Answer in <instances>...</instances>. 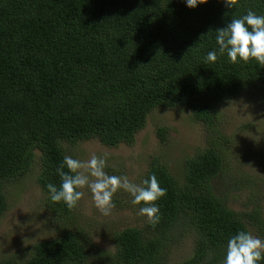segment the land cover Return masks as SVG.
<instances>
[{
    "label": "trees",
    "instance_id": "1",
    "mask_svg": "<svg viewBox=\"0 0 264 264\" xmlns=\"http://www.w3.org/2000/svg\"><path fill=\"white\" fill-rule=\"evenodd\" d=\"M249 9L264 15V0H238L233 9L219 0L195 9L184 0H0V214L9 183L39 156L37 182L61 227L58 237L31 245L27 258L0 264H169L166 242L185 228L193 250L177 264H222L238 230L264 236L261 209L236 211L218 188L228 170L222 106L250 95L264 110V65L233 64L226 53L205 63L218 47L215 30ZM157 107L190 109L209 143L185 158L180 175L151 158L144 179L155 174L166 189L155 202L159 222L125 227L113 234L115 250H102L91 229L78 226V205L52 202L46 185L59 187L56 169L70 146L132 144ZM165 130L158 129L162 141Z\"/></svg>",
    "mask_w": 264,
    "mask_h": 264
},
{
    "label": "rangeland",
    "instance_id": "2",
    "mask_svg": "<svg viewBox=\"0 0 264 264\" xmlns=\"http://www.w3.org/2000/svg\"><path fill=\"white\" fill-rule=\"evenodd\" d=\"M221 115L220 127L229 138L228 170L218 188L236 211L260 208L264 217V110L250 95H239L223 104ZM160 127L166 129L164 141L158 133ZM208 143L205 124L194 118L190 109L157 107L132 144L111 147L99 139H90L70 146V155L81 161H87L92 154L101 156L106 160L105 171L109 175L127 176L133 183L141 184L151 158L158 156L180 175L185 158ZM39 161L38 156L33 170L7 187L8 208L0 214V260L9 256L27 258L31 245L56 238L61 232L60 223L47 207L45 193L37 182ZM226 179L236 180L240 186ZM83 191L85 195L76 211L77 224L88 232L91 229L89 235L102 250H115L112 239L115 232L125 227H141L147 222L145 216L138 214L139 206H133L131 196L123 190L114 195L115 207L109 216H103L95 208L87 188ZM250 230L264 239L253 227ZM193 237L191 228L181 229L180 234L177 232L166 242L170 251L163 252L162 257L169 264L189 257Z\"/></svg>",
    "mask_w": 264,
    "mask_h": 264
},
{
    "label": "clouds",
    "instance_id": "3",
    "mask_svg": "<svg viewBox=\"0 0 264 264\" xmlns=\"http://www.w3.org/2000/svg\"><path fill=\"white\" fill-rule=\"evenodd\" d=\"M209 0H184L185 6L195 9ZM225 8L238 6V0H219ZM215 42L218 46L208 51L205 63H215L218 55L226 53L230 63H247L254 60L264 65V15H258L251 9L246 14L233 18L222 28L215 30ZM106 160L92 154L87 161L64 155L56 169L60 185L47 184L49 199L54 203H63L69 210L77 207L84 197L83 189L91 194L95 208L103 215H111L115 207L114 195L123 190L131 196L133 206L141 205L138 214L155 225L160 220V209L155 203L166 193L155 174L144 179L141 184L133 183L127 176L109 175L105 171ZM67 169L65 171L64 169ZM264 262V239L254 236L250 231L238 230L227 239L222 264H261Z\"/></svg>",
    "mask_w": 264,
    "mask_h": 264
}]
</instances>
